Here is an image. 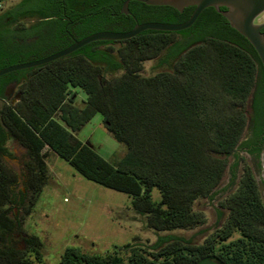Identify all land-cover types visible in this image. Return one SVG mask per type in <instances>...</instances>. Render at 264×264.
I'll return each mask as SVG.
<instances>
[{"label": "trees", "instance_id": "obj_1", "mask_svg": "<svg viewBox=\"0 0 264 264\" xmlns=\"http://www.w3.org/2000/svg\"><path fill=\"white\" fill-rule=\"evenodd\" d=\"M125 1L20 0L0 21L7 15L47 18L51 7L64 9L65 17L73 19L74 9L80 8L87 22L82 39L105 30L127 32L136 22L183 23L194 10L178 12L130 0L124 15L120 10ZM207 11L214 12L205 9L180 32L144 31L129 40L87 44L24 83L18 102L0 105V264L41 262L42 243L25 234L24 221L48 179L44 149L84 179L127 195L131 210L156 233L203 224L194 203L212 199L228 169L226 158H235L230 166L235 190L220 204L225 221L202 245L166 234L147 249L123 245L125 256L89 255L67 247L58 264H264L262 183L238 156L248 154L260 171L264 93L253 88L261 63L235 30L236 38L225 35L223 30L230 27L225 18L216 13L217 18L208 15V20L203 17ZM53 15L56 21L62 17L60 12ZM201 19L200 34L184 42ZM149 60L165 70L144 76L143 63ZM76 88L86 95L82 108L74 105L76 93L70 94ZM95 114L126 148L116 163L74 136ZM246 127L248 137L241 140ZM10 140L25 150L22 190L18 174L3 161L12 158Z\"/></svg>", "mask_w": 264, "mask_h": 264}, {"label": "rangeland", "instance_id": "obj_2", "mask_svg": "<svg viewBox=\"0 0 264 264\" xmlns=\"http://www.w3.org/2000/svg\"><path fill=\"white\" fill-rule=\"evenodd\" d=\"M18 1L0 0V13ZM8 63L14 64L15 60L11 59ZM164 70L156 67L155 60H149L143 63L142 74L152 76ZM120 74V71L114 72L108 78ZM73 92L76 93L74 105L82 108L85 93L79 88L71 89L70 94ZM3 103L15 104L12 98L0 101V105ZM74 136L109 163H116L126 151L125 146L116 142L104 128L100 114H95ZM247 137L248 127L241 140ZM7 148L12 158L4 157L3 161L18 174V189L22 190L21 169L26 160L25 150L12 140L7 143ZM44 151L47 156L48 179L31 214L24 221L25 234L37 236L42 243L41 262L34 261L33 264H58L67 247H74L89 255L103 257L118 252L125 256L121 249L123 245L128 243L133 248L147 249L156 242L158 236L166 234L181 237L194 246L202 245L225 221L226 212L220 204L235 190V185H231L230 172L235 158L229 156L226 158L228 169L221 183L214 189L212 199H200L194 203L193 209L201 213L204 223L193 229L156 233L147 229L144 218L131 210V199L127 195L84 179L54 153L46 149ZM238 156L243 159L242 163L252 168L259 182L256 162L244 152H238ZM259 186L264 197L263 186L260 183ZM158 198V192L154 190L153 199Z\"/></svg>", "mask_w": 264, "mask_h": 264}, {"label": "flooded vegetation", "instance_id": "obj_3", "mask_svg": "<svg viewBox=\"0 0 264 264\" xmlns=\"http://www.w3.org/2000/svg\"><path fill=\"white\" fill-rule=\"evenodd\" d=\"M9 9L1 12L0 18L4 16L5 12ZM81 10L82 9L80 8L74 9L76 15L73 19L65 17L64 9L60 10L56 7H51L49 9L51 16L43 19H39L37 17L11 19L8 15L3 17L0 21V65H5L0 69L11 65L48 58L68 48L74 41L80 40L79 36L85 32L87 25V22L85 21L86 19L80 16ZM213 10L215 13L207 11L203 17L208 18V15H212L217 18L215 14L218 12L215 9ZM59 12L62 14V17L59 18V21H56L58 17H55L53 14H59ZM208 20H211V18L209 17ZM202 21V19L199 20L188 36L185 39L183 38L184 42L191 41L195 36L200 34L202 31L201 26L204 22ZM216 21L217 24H220L218 19H216ZM119 24L122 26L121 28L123 30L126 29L123 23L117 22L116 25ZM253 24L259 28V33L264 37V11L254 19ZM106 27L110 28L111 24L106 25ZM223 31L228 37H237L231 27L225 28ZM178 38L182 39L180 36H178ZM241 38L244 37L241 36ZM11 59L15 60L14 64L8 63ZM58 60L59 59L53 60L35 68L24 69L1 76V101L11 100L12 98L15 103L18 102L21 96V87L23 84L36 75V73L45 70L48 66ZM261 68V71L259 70V75L256 77V83L253 91L264 93V70L262 65Z\"/></svg>", "mask_w": 264, "mask_h": 264}, {"label": "water", "instance_id": "obj_4", "mask_svg": "<svg viewBox=\"0 0 264 264\" xmlns=\"http://www.w3.org/2000/svg\"><path fill=\"white\" fill-rule=\"evenodd\" d=\"M126 0L120 10L121 14L128 15V2ZM153 7H171L178 12L193 7L190 17L183 23L169 24L161 22L135 23L127 32L100 31L92 33L80 40H76L68 48L42 60L11 65L0 69V77L24 70L35 68L53 60L63 58L93 42H114L129 40L144 31L180 32L190 28L199 15L207 8L215 9L229 26L244 37L255 50L264 70V37L259 33V28L253 24L254 19L264 11V0H133ZM224 8V10H220ZM264 138V136H263ZM260 171L258 179L263 185L264 192V143L259 154Z\"/></svg>", "mask_w": 264, "mask_h": 264}, {"label": "crops", "instance_id": "obj_5", "mask_svg": "<svg viewBox=\"0 0 264 264\" xmlns=\"http://www.w3.org/2000/svg\"><path fill=\"white\" fill-rule=\"evenodd\" d=\"M19 1H20V0H19ZM19 1H18V2H19ZM16 3H17V2H16ZM16 3H14V4H16ZM14 4H13V5H14Z\"/></svg>", "mask_w": 264, "mask_h": 264}]
</instances>
